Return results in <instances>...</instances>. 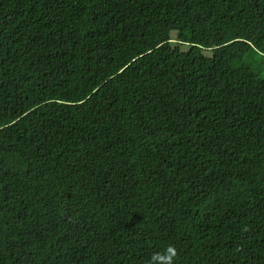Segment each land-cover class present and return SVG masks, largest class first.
I'll return each instance as SVG.
<instances>
[{
  "label": "trees",
  "instance_id": "1",
  "mask_svg": "<svg viewBox=\"0 0 264 264\" xmlns=\"http://www.w3.org/2000/svg\"><path fill=\"white\" fill-rule=\"evenodd\" d=\"M264 264V0H0V264Z\"/></svg>",
  "mask_w": 264,
  "mask_h": 264
},
{
  "label": "clouds",
  "instance_id": "2",
  "mask_svg": "<svg viewBox=\"0 0 264 264\" xmlns=\"http://www.w3.org/2000/svg\"><path fill=\"white\" fill-rule=\"evenodd\" d=\"M179 251L175 245H167L163 251L151 255L147 264H176Z\"/></svg>",
  "mask_w": 264,
  "mask_h": 264
}]
</instances>
